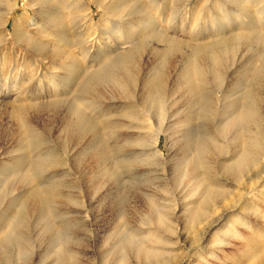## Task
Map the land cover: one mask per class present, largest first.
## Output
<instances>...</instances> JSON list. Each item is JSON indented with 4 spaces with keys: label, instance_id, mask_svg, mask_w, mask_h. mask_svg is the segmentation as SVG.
<instances>
[{
    "label": "rangeland",
    "instance_id": "1",
    "mask_svg": "<svg viewBox=\"0 0 264 264\" xmlns=\"http://www.w3.org/2000/svg\"><path fill=\"white\" fill-rule=\"evenodd\" d=\"M12 5L0 264H262L264 0Z\"/></svg>",
    "mask_w": 264,
    "mask_h": 264
},
{
    "label": "bare ground",
    "instance_id": "2",
    "mask_svg": "<svg viewBox=\"0 0 264 264\" xmlns=\"http://www.w3.org/2000/svg\"><path fill=\"white\" fill-rule=\"evenodd\" d=\"M76 9V6H73ZM13 14V5L8 7L0 6V34L2 30L7 29V24L10 21V16ZM10 23V22H9ZM20 35V34H19ZM3 36V35H2ZM29 39V38H28ZM27 39V40H28ZM1 40V38H0ZM35 42V41H34ZM204 77V71L200 68H195L187 77V82L192 83L194 79L202 80ZM244 114H241L243 116ZM248 145V144H247ZM255 155L253 151L244 150L233 162L225 165V170L232 174L240 173L253 159ZM212 192L210 193V195ZM142 251V250H141ZM150 251L143 250V254H149ZM251 256L253 258L259 259L262 264H264V249L260 250L257 247L251 249Z\"/></svg>",
    "mask_w": 264,
    "mask_h": 264
}]
</instances>
